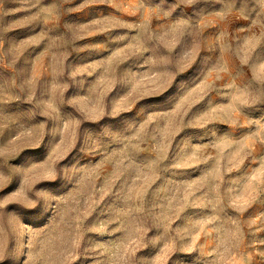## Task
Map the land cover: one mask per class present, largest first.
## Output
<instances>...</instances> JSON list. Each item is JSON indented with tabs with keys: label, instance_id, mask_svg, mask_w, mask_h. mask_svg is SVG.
Instances as JSON below:
<instances>
[{
	"label": "rangeland",
	"instance_id": "1",
	"mask_svg": "<svg viewBox=\"0 0 264 264\" xmlns=\"http://www.w3.org/2000/svg\"><path fill=\"white\" fill-rule=\"evenodd\" d=\"M0 264H264V0H0Z\"/></svg>",
	"mask_w": 264,
	"mask_h": 264
}]
</instances>
